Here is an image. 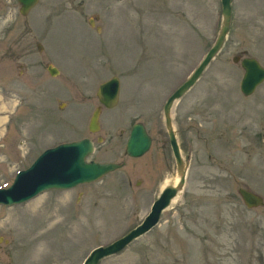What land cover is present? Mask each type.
Returning a JSON list of instances; mask_svg holds the SVG:
<instances>
[{
    "label": "rangeland",
    "instance_id": "rangeland-1",
    "mask_svg": "<svg viewBox=\"0 0 264 264\" xmlns=\"http://www.w3.org/2000/svg\"><path fill=\"white\" fill-rule=\"evenodd\" d=\"M231 7L221 49L171 108L187 163L178 201L99 264H264V206L248 209L237 191L264 199V81L248 96L239 89L242 57L264 67V0ZM220 22V0H39L25 16L0 0V187L45 148L83 137L95 142L89 159L125 162L98 181L0 205V264H81L142 221L176 175L163 104ZM112 76L118 102L92 133L97 87ZM137 121L151 145L133 158L124 148Z\"/></svg>",
    "mask_w": 264,
    "mask_h": 264
},
{
    "label": "water",
    "instance_id": "water-1",
    "mask_svg": "<svg viewBox=\"0 0 264 264\" xmlns=\"http://www.w3.org/2000/svg\"><path fill=\"white\" fill-rule=\"evenodd\" d=\"M38 1L17 0L20 14L25 16ZM220 3L222 20L215 42L190 77L169 96L163 106L164 126L174 156L178 180L176 183L166 184L162 188L159 196L152 203L148 214L137 226L111 243L91 249L82 264H98L101 259L119 253L134 240L149 232L158 224L163 210L171 204L173 198L183 188L187 165L177 144L172 124L171 108L174 101L180 98L196 82L203 69L223 45L231 20V0H220ZM239 63L243 69L240 91L243 95L248 96L264 81V67L253 57H242ZM46 69L51 76L58 74V69L52 65H47ZM118 91L119 81L116 77H113L98 86L96 95L101 104L111 108L117 103ZM99 114L100 107H96L89 119L88 129L91 132L99 130ZM150 144L151 138L145 126L142 123H135L126 142L125 153L131 157H139L149 149ZM92 152L93 142L88 138L62 143L46 150L29 168L19 171L8 188L0 189V204H18L52 188L66 189L78 184L94 182L109 172L121 168L124 164L86 161V157ZM237 191L247 208L264 206V200L258 194L243 187H239Z\"/></svg>",
    "mask_w": 264,
    "mask_h": 264
},
{
    "label": "bare ground",
    "instance_id": "bare-ground-1",
    "mask_svg": "<svg viewBox=\"0 0 264 264\" xmlns=\"http://www.w3.org/2000/svg\"><path fill=\"white\" fill-rule=\"evenodd\" d=\"M177 180H178V176H177V175H174V176L172 177L170 183H173V184H174V183H176ZM167 182H169V180H166V181L164 182V184L167 183ZM164 184H163V185H164ZM163 185H162V186H163ZM180 194H181V191L177 193V195L173 198V200H172L171 203H174V202L178 201V199H179V197H180Z\"/></svg>",
    "mask_w": 264,
    "mask_h": 264
},
{
    "label": "flooded vegetation",
    "instance_id": "flooded-vegetation-1",
    "mask_svg": "<svg viewBox=\"0 0 264 264\" xmlns=\"http://www.w3.org/2000/svg\"><path fill=\"white\" fill-rule=\"evenodd\" d=\"M104 108L103 106H101V109ZM107 109V108H106Z\"/></svg>",
    "mask_w": 264,
    "mask_h": 264
}]
</instances>
